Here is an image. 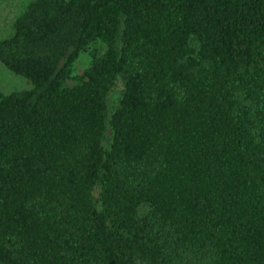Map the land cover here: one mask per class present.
<instances>
[{
  "label": "trees",
  "instance_id": "trees-1",
  "mask_svg": "<svg viewBox=\"0 0 264 264\" xmlns=\"http://www.w3.org/2000/svg\"><path fill=\"white\" fill-rule=\"evenodd\" d=\"M0 63V264H264V0H32Z\"/></svg>",
  "mask_w": 264,
  "mask_h": 264
},
{
  "label": "rangeland",
  "instance_id": "rangeland-1",
  "mask_svg": "<svg viewBox=\"0 0 264 264\" xmlns=\"http://www.w3.org/2000/svg\"><path fill=\"white\" fill-rule=\"evenodd\" d=\"M32 0H0V38L9 36L13 31L15 19L24 11ZM86 68L85 64H77L75 73L80 74ZM32 85L24 78L13 74L0 63V92L10 94L16 91L31 89ZM119 98V91L111 96V105L114 106Z\"/></svg>",
  "mask_w": 264,
  "mask_h": 264
}]
</instances>
